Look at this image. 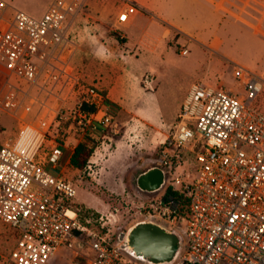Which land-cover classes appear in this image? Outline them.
<instances>
[{"label": "built area", "instance_id": "built-area-1", "mask_svg": "<svg viewBox=\"0 0 264 264\" xmlns=\"http://www.w3.org/2000/svg\"><path fill=\"white\" fill-rule=\"evenodd\" d=\"M211 3H222L231 15L232 8L264 14V0ZM84 4L53 0L41 17H34L0 0V72L5 77L0 110L18 122L15 139L0 147V221L16 233L10 252L0 253V264H48L63 248L79 264H150L114 238L103 217L85 223L70 203L77 192L64 177L70 165L64 150L118 129L108 94L83 82L71 65L75 43L69 30ZM139 10L135 0H124L116 29ZM233 77L246 94L221 82L191 86L156 159L166 175L187 151L198 162L185 193L188 211L181 213L179 202L168 195L143 220L181 237L174 261L167 264H264V112L255 105L264 74L236 66ZM15 80L35 91L26 96L44 112L48 125L20 113L22 88ZM142 85L153 90L154 77L145 74Z\"/></svg>", "mask_w": 264, "mask_h": 264}, {"label": "rangeland", "instance_id": "rangeland-1", "mask_svg": "<svg viewBox=\"0 0 264 264\" xmlns=\"http://www.w3.org/2000/svg\"><path fill=\"white\" fill-rule=\"evenodd\" d=\"M5 1L34 17L42 14L50 2ZM151 2L164 9L181 28L163 41L154 42L155 51L148 45L146 33L157 34L158 24L142 18L128 29L117 30L106 16L104 8H110L104 0L85 3L69 30L70 39L78 46L71 65L83 74L85 83L108 94L118 124L116 133L107 130L90 141L94 153L83 170L67 166L64 177L77 192L70 203L85 221L94 223L103 217L111 234L119 239L145 219L152 205L168 196L169 188L186 192L197 175L196 157L187 151L181 163L166 175L160 190L144 192L137 185L138 176L156 166L161 145L173 129L191 84L207 75L208 85L222 81L246 94L233 77L235 67L264 74V14L248 10L246 14L232 8L231 15L223 11L222 3L213 6L204 0ZM109 31L117 35L121 32L123 38H108ZM101 45L104 54L94 59L89 51ZM145 74L154 77L153 90L143 87ZM2 80L0 75V86ZM255 105L264 112V88ZM15 128L16 123L0 111V147L7 137L13 139ZM64 141L60 136L59 143ZM70 143L73 145V141ZM173 176H178L181 183L176 184ZM15 241V231L0 221V253L10 252ZM48 264L79 263L72 252L63 248Z\"/></svg>", "mask_w": 264, "mask_h": 264}, {"label": "crops", "instance_id": "crops-1", "mask_svg": "<svg viewBox=\"0 0 264 264\" xmlns=\"http://www.w3.org/2000/svg\"><path fill=\"white\" fill-rule=\"evenodd\" d=\"M52 1L53 0H50L49 4L45 8L44 12L42 14L38 15L37 17H41L47 11V9L49 8V6L52 3ZM88 1L89 0H85V3H88ZM104 1L107 2L108 7L110 8V10H108V8L107 9L104 8L105 11H106V16L109 19L110 23H112V26H116V20H117L118 14L123 10V1L124 0H104ZM119 1L121 2V4H118ZM135 1L137 2L138 6H139V8L141 10H139L135 14L130 15L128 21L122 27H124L125 29H128L131 25L141 21L142 18H146V19L151 20L154 23L158 24V30L159 31L157 32V34L146 33V36H148L147 43L151 47L152 51H155L157 49V46H155L153 44L154 42H156L157 40L158 41L159 40L163 41L165 38L171 36V33H172L173 30H177V31L180 32L181 28L178 25H176L169 18L170 16L167 14V12L164 9L160 8L159 6L153 4L151 2V0H135ZM204 1L206 3H208V4H210V5L212 4L211 0H207V1L204 0ZM95 5H97V4H95ZM216 11H217V9H215V12ZM77 16H78V13L74 17V19L71 21V24L77 18ZM70 28H71V26H70ZM109 32H107V34H106L107 36L106 37H108V38L109 37H114V36H110ZM101 46H95V47H93V49L91 51H89L91 56H94V59L97 58L98 56H101V55L104 54L103 46L102 47ZM77 50H78V46H77V44H75V50H74V52L72 54V58L75 57V54L77 53ZM94 54H97V55H94ZM0 75L3 78L2 82H1V86H0V93H1L4 90L5 77H4V75L1 72H0ZM79 76L81 77V79H83V74L82 73H80ZM206 78H207V75H205L204 77H202L201 80H198V81H202L205 84H207L205 82ZM15 82L17 83L18 86H20L22 88L21 89L22 90V94H20V98L22 100V104H21V107H20V110H19L20 113L23 116H25V117H27V118H29L31 120H34L36 123L48 125V123L43 121L44 118H45L44 112L40 110L38 105L33 104L32 101L30 100V98L27 97L28 96L27 94H35V91L29 90V86L23 81L15 80ZM195 82H197V81H195ZM195 82H193L191 84V86ZM221 83H223V82L221 81ZM88 84H90V83H88ZM185 98H184V100H185ZM1 112H3V111H1ZM3 113L7 114L5 112H3ZM7 115L16 123V128H15L13 139L10 140L7 137L1 143V146L6 144V143H9V142L13 141L15 139L16 135H17V130H18V122H17V120L15 118H13L11 115H9V114H7ZM100 133H102V132H99V134ZM73 152H74V150L73 151H70L68 149L64 150L63 159H64L65 162L70 163V158H71Z\"/></svg>", "mask_w": 264, "mask_h": 264}, {"label": "water", "instance_id": "water-1", "mask_svg": "<svg viewBox=\"0 0 264 264\" xmlns=\"http://www.w3.org/2000/svg\"><path fill=\"white\" fill-rule=\"evenodd\" d=\"M165 178V171L154 166L138 176L137 185L144 192H156L164 185ZM120 240L135 257L150 264H167L174 261L181 237L158 223L141 221L122 234Z\"/></svg>", "mask_w": 264, "mask_h": 264}, {"label": "trees", "instance_id": "trees-1", "mask_svg": "<svg viewBox=\"0 0 264 264\" xmlns=\"http://www.w3.org/2000/svg\"><path fill=\"white\" fill-rule=\"evenodd\" d=\"M110 36H114L118 39L119 35H117L115 32L110 31L109 32ZM91 138H86L83 142L79 143L71 158H70V164L73 168L78 169V170H83L86 165L88 164L91 156L94 153V146L90 145ZM168 195L173 196L180 204V211L181 213H186L188 211V204H189V199L186 197L185 193L186 192H179L176 190H173L172 188L168 189ZM83 222L86 223L85 220L81 218Z\"/></svg>", "mask_w": 264, "mask_h": 264}]
</instances>
